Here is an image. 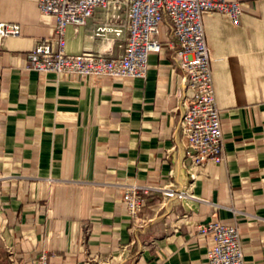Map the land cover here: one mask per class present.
<instances>
[{
	"label": "crops",
	"instance_id": "obj_1",
	"mask_svg": "<svg viewBox=\"0 0 264 264\" xmlns=\"http://www.w3.org/2000/svg\"><path fill=\"white\" fill-rule=\"evenodd\" d=\"M237 25L207 13L225 160L192 167L180 120L191 95L165 43L144 78L39 73L27 55L56 36L37 0H0L17 23L0 49V250L15 264H207L210 219L236 224L246 264H264V0H238ZM99 12L65 29L64 50L116 55L94 36ZM162 25L160 38L167 34ZM191 174L195 176L191 179ZM170 185L197 199L147 198L130 220L121 184ZM10 252V254H9Z\"/></svg>",
	"mask_w": 264,
	"mask_h": 264
},
{
	"label": "built area",
	"instance_id": "obj_2",
	"mask_svg": "<svg viewBox=\"0 0 264 264\" xmlns=\"http://www.w3.org/2000/svg\"><path fill=\"white\" fill-rule=\"evenodd\" d=\"M37 5L43 16L53 18L56 36L36 40L27 55L29 70L80 77L144 78L148 55L161 52L162 43H165L171 51L174 67L181 71V83L191 92L182 100L180 120L181 131L187 138L185 154L190 165L224 162L221 122L203 16L225 14L237 25L242 14L238 0H37ZM96 12L100 16L94 36L114 43L119 53L111 55L86 50L76 55L67 54L64 50L66 27L84 25ZM162 25L168 31L160 38ZM19 35L17 23L0 21V49L5 38ZM194 178L191 174V179ZM120 186L126 212L137 225L148 221L143 209L151 195L177 200L197 199L188 189L176 190L170 185L127 183ZM198 232L211 234L214 242L207 253V264H246L236 224L210 219L198 225ZM9 260L16 263L11 254ZM31 264H48L47 254L41 253Z\"/></svg>",
	"mask_w": 264,
	"mask_h": 264
},
{
	"label": "trees",
	"instance_id": "obj_3",
	"mask_svg": "<svg viewBox=\"0 0 264 264\" xmlns=\"http://www.w3.org/2000/svg\"><path fill=\"white\" fill-rule=\"evenodd\" d=\"M6 259L7 256L5 255V253L0 250V264H6Z\"/></svg>",
	"mask_w": 264,
	"mask_h": 264
}]
</instances>
